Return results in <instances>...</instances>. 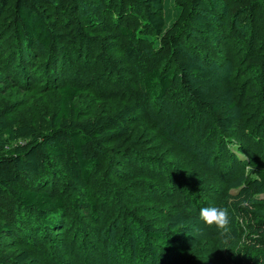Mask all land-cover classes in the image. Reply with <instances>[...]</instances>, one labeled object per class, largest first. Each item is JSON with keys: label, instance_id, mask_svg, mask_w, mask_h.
I'll use <instances>...</instances> for the list:
<instances>
[{"label": "rangeland", "instance_id": "374dc122", "mask_svg": "<svg viewBox=\"0 0 264 264\" xmlns=\"http://www.w3.org/2000/svg\"><path fill=\"white\" fill-rule=\"evenodd\" d=\"M250 1L246 22L235 24L240 36L224 40L218 52L201 47L196 37L184 40L233 84L231 127L217 126L206 139L202 118L177 135L167 132L180 112L144 90L151 51L144 37L152 32L140 6L129 0H46L42 10L53 49L33 45L21 57L25 69H11L19 47L10 1L0 18V116L46 132L63 85L81 90L74 106L83 118L128 106L135 115L128 135L103 144L84 190L42 183L41 189L63 200L61 230L15 226L12 202L0 197V221L11 228L2 236L0 258L26 252L25 264H264V188L255 173L264 169V65L247 64L250 55L264 58V0ZM128 46L136 50L133 57ZM27 67L30 75L24 76ZM75 199L92 200L95 207L84 201L77 208ZM209 206L229 209L227 232L200 221V209ZM147 223L170 231L169 242L185 255L161 251L151 260L149 253L159 248L147 236Z\"/></svg>", "mask_w": 264, "mask_h": 264}, {"label": "trees", "instance_id": "16d2710c", "mask_svg": "<svg viewBox=\"0 0 264 264\" xmlns=\"http://www.w3.org/2000/svg\"><path fill=\"white\" fill-rule=\"evenodd\" d=\"M10 1L0 0V18ZM129 1L146 12L144 24L152 32V36L144 37L151 46L147 71L143 76L144 90L151 99L171 103L180 112L179 120L167 132L179 134L194 118L204 119L205 139L217 126L229 130L234 109L232 81L219 73L216 62L204 57L198 48L184 40L187 36L196 37L201 47L217 51V46L224 40L240 36L235 24L246 22L252 8L251 1ZM45 3L46 0H14L11 26L19 47V63L13 61L11 69H25L26 63L20 60L24 50H30L33 45L38 44L44 50L53 49L54 36L42 10ZM91 19H86L87 23ZM121 31L127 36L132 35L125 28ZM127 53L133 57L136 50L128 46ZM163 64L164 68L161 67ZM247 64L264 65V58L250 55ZM28 69L24 70V76L30 75ZM80 93L81 90L73 85L59 88L60 97L46 132H37L28 123L19 125L14 118L0 116V197L12 202V210L17 213L15 226L29 224L30 227L51 230L61 227L63 200L41 189L42 183L57 181L71 190H84L99 165L103 144L125 137L130 132V123L135 115L132 106L124 107L113 115L89 120L81 117L79 109L74 106V100ZM9 142L16 144L10 147ZM255 173L264 188V169L257 167ZM37 185L39 188H34ZM74 201L77 208L84 201L88 207H95L92 200L81 199L79 204L77 199ZM143 227L149 240L159 248L149 253L151 260H156L155 256L157 253L160 256L161 251L178 257L185 255L182 248L169 242L170 231L152 230L148 223ZM10 229L8 224L0 221V243ZM131 234H134L133 230ZM135 251L134 248L132 253ZM27 260V253L22 252L12 258H0V264H25Z\"/></svg>", "mask_w": 264, "mask_h": 264}, {"label": "clouds", "instance_id": "9594fccd", "mask_svg": "<svg viewBox=\"0 0 264 264\" xmlns=\"http://www.w3.org/2000/svg\"><path fill=\"white\" fill-rule=\"evenodd\" d=\"M200 221L207 227H214L225 233L229 230L231 217L227 207L209 206L200 209Z\"/></svg>", "mask_w": 264, "mask_h": 264}]
</instances>
